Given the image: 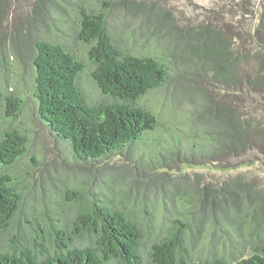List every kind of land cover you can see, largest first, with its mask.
Returning a JSON list of instances; mask_svg holds the SVG:
<instances>
[{
	"label": "trees",
	"instance_id": "1",
	"mask_svg": "<svg viewBox=\"0 0 264 264\" xmlns=\"http://www.w3.org/2000/svg\"><path fill=\"white\" fill-rule=\"evenodd\" d=\"M68 1L73 7L67 14L75 19L76 38L88 46L91 81L100 95L87 98L81 83L85 63L63 41L49 37L35 41L32 94L39 119L67 149L74 166L102 168L111 156L139 157L134 172L152 176L165 165V144L182 165L232 168L248 153L264 155V122L256 118L264 107V0L252 27L230 22L201 30L178 27L190 48L174 49L169 58L120 44L107 22V11L117 0ZM220 1L226 6L238 0ZM67 23L58 18L53 27L64 34L61 27ZM201 37L205 44L199 47ZM174 77L207 92L208 103L198 114L201 124L186 121V127L163 120L143 102ZM4 100L6 115L17 116L20 97L8 94ZM151 145L153 155L141 161L144 151L136 150ZM27 152L28 136L21 129L0 133V264H264V240L247 256L232 260L223 251L194 257L187 241L191 215L178 213L155 228L147 202L126 200L119 186L86 192L84 185H75L66 191L72 196L70 214L48 206L41 219L29 211L21 218L22 190L8 168Z\"/></svg>",
	"mask_w": 264,
	"mask_h": 264
},
{
	"label": "rangeland",
	"instance_id": "2",
	"mask_svg": "<svg viewBox=\"0 0 264 264\" xmlns=\"http://www.w3.org/2000/svg\"><path fill=\"white\" fill-rule=\"evenodd\" d=\"M136 1L140 4L138 7L119 0L112 3L107 11L110 29L120 44L132 51L164 58L171 57L174 49L190 48L178 33V27L201 30L206 26H224L226 22L232 27H252L262 2L244 0L243 5L238 0L235 5L225 6L220 0ZM70 7L73 6L68 0H0V133L15 127L28 136L27 154L15 167L8 168L22 190L21 218L29 211L41 219L40 215L49 211L48 206L56 207L64 215L70 214L72 196L66 191L75 185H84L86 192L103 186L104 191L109 185L119 186L126 200L131 198L136 204L140 200L147 202L155 218V228L169 223L178 213L191 215L187 241L194 257H211L221 251L231 260L235 256H247L256 243L264 240V228H261L264 225L263 154L248 153L232 168L182 165L171 153L172 147L165 144V165L152 176L134 172L132 166L137 165L139 157L127 159L121 155L107 158L102 168L81 169L70 162L67 149L39 119L32 94V59L35 41L42 37L63 41L85 63L81 83L87 98L98 99L100 95L91 81L88 46L76 38L75 19L67 14L71 12ZM58 18L68 19V25L61 27L64 34L53 27ZM203 41L201 37L199 47L205 44ZM8 94L22 100L17 116L5 113L4 97ZM143 102L163 120L174 119L187 127L186 121L202 123L198 114L202 112V105L208 103V97L206 91L202 93L192 87L189 79L175 78L146 95ZM256 118L264 122V107L258 109ZM140 147L135 153L144 151L141 159L144 162L155 148L153 145ZM31 155L39 161H31Z\"/></svg>",
	"mask_w": 264,
	"mask_h": 264
}]
</instances>
